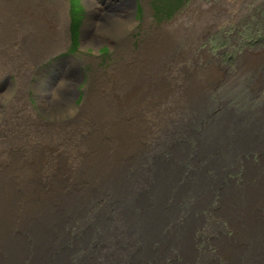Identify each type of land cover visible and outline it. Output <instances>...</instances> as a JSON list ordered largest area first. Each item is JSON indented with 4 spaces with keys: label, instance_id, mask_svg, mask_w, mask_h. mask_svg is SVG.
<instances>
[{
    "label": "bare ground",
    "instance_id": "1",
    "mask_svg": "<svg viewBox=\"0 0 264 264\" xmlns=\"http://www.w3.org/2000/svg\"><path fill=\"white\" fill-rule=\"evenodd\" d=\"M34 4L5 0L16 21L0 24V75L16 71L19 88L63 40L57 5ZM116 19L115 36L130 20ZM12 23L32 34L10 56ZM170 36L152 31L113 70L116 91L92 88L78 111L66 82L43 104L51 122L23 100L29 125L0 116V264H264V48L237 60L236 94L226 65L201 72Z\"/></svg>",
    "mask_w": 264,
    "mask_h": 264
},
{
    "label": "rangeland",
    "instance_id": "2",
    "mask_svg": "<svg viewBox=\"0 0 264 264\" xmlns=\"http://www.w3.org/2000/svg\"><path fill=\"white\" fill-rule=\"evenodd\" d=\"M29 1L35 7L34 0ZM88 1L42 0L43 5L37 6L57 5L54 18L58 20L57 28L63 40L58 47L43 53L39 62L38 56V60L30 64L31 73L24 76V87H18L20 80L16 71L0 75V116L8 124L21 126L29 119L28 114L40 122H51L43 112V104L49 103L54 95L61 97L64 90L68 92L66 82L70 85L66 103L75 111L92 88L97 89L100 98L116 91L112 88L115 87L111 80L113 70L133 63L145 39L152 31L160 29L166 30L182 46L188 63L193 61L196 68H202L201 72L204 65H208V59L224 64L227 75L221 86L231 85V92L236 94L247 91L248 76L238 68L237 60L247 52L264 48V0H127L126 3L124 0H90L92 5ZM0 3L1 24L2 19L10 20L13 16H9L11 13L4 6L5 0ZM123 16L130 19L129 25L115 36L116 18ZM13 20L16 21L14 17ZM18 28H21L20 23L8 26L11 34L5 42L9 44L6 53L10 56L14 46L11 39L19 38L24 44L32 34L18 32ZM117 82L115 79V84ZM35 83L41 87L43 100L34 89ZM262 94L264 88L257 99ZM68 119L67 115L59 121ZM18 125L20 132L22 128Z\"/></svg>",
    "mask_w": 264,
    "mask_h": 264
}]
</instances>
